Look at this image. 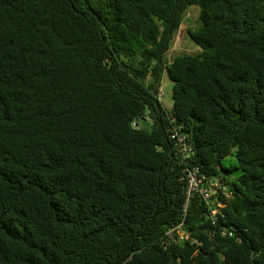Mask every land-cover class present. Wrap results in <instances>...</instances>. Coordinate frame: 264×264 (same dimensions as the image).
<instances>
[{"label":"trees","instance_id":"obj_1","mask_svg":"<svg viewBox=\"0 0 264 264\" xmlns=\"http://www.w3.org/2000/svg\"><path fill=\"white\" fill-rule=\"evenodd\" d=\"M0 264H264V0H0Z\"/></svg>","mask_w":264,"mask_h":264},{"label":"built area","instance_id":"obj_2","mask_svg":"<svg viewBox=\"0 0 264 264\" xmlns=\"http://www.w3.org/2000/svg\"><path fill=\"white\" fill-rule=\"evenodd\" d=\"M163 99V92L158 90L157 100L161 104ZM133 127L139 128L135 123ZM168 139L171 143L172 158L178 162L179 165L184 166V175L181 181L184 184L185 204L184 210L189 202V199L198 194L200 198L210 207V217L212 220L216 219V215L219 214L218 208L213 206V196L222 191L226 193V189L215 178H209L199 172L197 166L190 163L189 146L187 145L186 136L179 132L178 128L171 127L169 130ZM166 237L172 241L185 242L188 241V234L184 229L183 222L170 228Z\"/></svg>","mask_w":264,"mask_h":264},{"label":"rangeland","instance_id":"obj_3","mask_svg":"<svg viewBox=\"0 0 264 264\" xmlns=\"http://www.w3.org/2000/svg\"><path fill=\"white\" fill-rule=\"evenodd\" d=\"M198 16L197 7H189L186 11L179 29L177 30L174 38L172 39L171 46L169 51L166 54L167 61H171L175 56L179 54H196L199 51V48L193 46L187 37V31L193 30L196 27ZM160 89L163 92L162 106L165 109H168L170 106V92H171V83L162 77ZM224 165H227V161H223Z\"/></svg>","mask_w":264,"mask_h":264}]
</instances>
